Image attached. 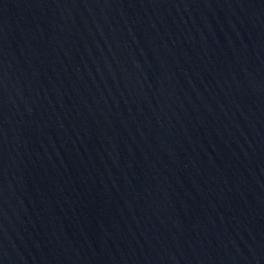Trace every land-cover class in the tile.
Instances as JSON below:
<instances>
[{
    "label": "water",
    "instance_id": "obj_1",
    "mask_svg": "<svg viewBox=\"0 0 264 264\" xmlns=\"http://www.w3.org/2000/svg\"><path fill=\"white\" fill-rule=\"evenodd\" d=\"M0 264H264V0H0Z\"/></svg>",
    "mask_w": 264,
    "mask_h": 264
}]
</instances>
